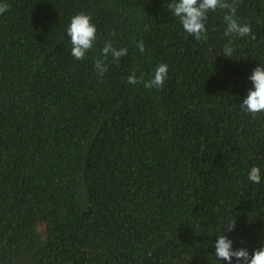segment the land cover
<instances>
[{
    "label": "trees",
    "instance_id": "1",
    "mask_svg": "<svg viewBox=\"0 0 264 264\" xmlns=\"http://www.w3.org/2000/svg\"><path fill=\"white\" fill-rule=\"evenodd\" d=\"M170 2L0 0V264H228L217 233L264 244V111L240 107L264 64V0H238L249 36H225L217 9L199 41ZM78 12L97 29L84 60L66 35ZM106 40L128 54L101 77ZM160 63L163 87L128 83Z\"/></svg>",
    "mask_w": 264,
    "mask_h": 264
},
{
    "label": "clouds",
    "instance_id": "2",
    "mask_svg": "<svg viewBox=\"0 0 264 264\" xmlns=\"http://www.w3.org/2000/svg\"><path fill=\"white\" fill-rule=\"evenodd\" d=\"M238 0H171L168 4L169 11L173 16L179 18V23L183 30L194 37L196 40L206 39L207 29L206 21L208 14L217 9L225 11L223 16L226 25L224 35L229 37H247L251 34V27L240 23L237 16ZM8 8L6 3L0 4V14ZM97 29L91 22V17L84 12H78L70 19L66 28V35L70 39L71 55L77 60H84L86 53L93 48L96 40ZM114 36L115 33H112ZM254 39L255 37L252 36ZM137 47L141 52L145 50L143 42H138ZM234 48L231 41L225 43L222 53L225 57L233 56ZM100 55L94 58V69L99 76L108 70L107 58L111 56L114 60L128 54L125 47L115 48L112 41L106 40L100 50ZM168 66L160 63L154 69L152 77L148 80L143 79V73L138 78L133 72L128 76V83H142L145 88L159 89L163 87L167 78ZM252 87L248 89L246 97L240 103V107L247 113L255 115L264 111V64L257 65L248 77ZM248 179L253 183H260L261 169L258 166H252L248 172ZM235 227V220L230 219L224 231H230ZM214 251L217 261L224 260L228 264H264V244L259 248L253 249L251 253L244 248H233V241L221 232L217 233L214 244Z\"/></svg>",
    "mask_w": 264,
    "mask_h": 264
}]
</instances>
